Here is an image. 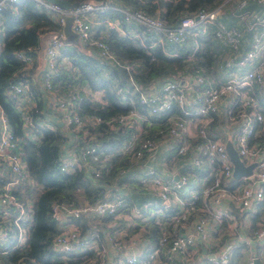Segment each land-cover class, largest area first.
<instances>
[{
	"label": "built area",
	"instance_id": "2783aa9c",
	"mask_svg": "<svg viewBox=\"0 0 264 264\" xmlns=\"http://www.w3.org/2000/svg\"><path fill=\"white\" fill-rule=\"evenodd\" d=\"M14 1L0 0V9L6 2ZM32 1L59 30L48 33L47 38L40 36L44 46L37 79L41 82L42 103L41 107L32 106V110L39 109L34 124L29 118L30 108L24 107L23 96L28 87L22 82H13L6 89L24 120V135L30 136L32 130L31 140L35 141L40 136L35 133L37 127L49 126L60 133L68 130L73 140L69 138L67 142L68 138L64 137L59 146V169L64 172L82 170L94 179L110 169L114 157L126 155L136 166L133 180L146 196L145 201L136 203L112 187L101 198L83 201L77 206L51 202L49 212L56 232L49 248L59 255L58 264H68L66 260L76 263L87 260V264H155L156 260L165 264H230L237 249L243 253L244 264H252L254 257H263L264 214L258 217L255 227L250 226L251 217L264 197V140L261 141L264 132V0H222L215 8L199 9L174 26L166 25L157 15L123 7L114 0H81L64 6L51 0ZM230 4L236 10L231 13L239 27H226L219 20L223 13L221 7ZM122 20L135 23L141 32L122 27ZM67 21L71 34L64 32ZM210 25L216 40L228 47L218 74L220 78L208 79L196 69L192 73L178 72L171 78L155 80L147 87L134 81L132 66L116 58L96 37L101 32L97 28L103 26L116 29L121 36L137 37L142 46L160 45L168 56H179L176 51L169 53L165 43L180 44L188 38L204 35ZM145 31L151 33L147 44L142 37ZM71 35L73 40L78 39L72 42L74 46L84 53L92 52L99 64L109 62L123 69L124 82L119 84L120 79L116 78L109 88L128 106L125 112L106 119L78 115L67 110L66 104H74L82 95L95 100L96 91L102 93V90L81 84L72 90L69 100H65L51 88L48 73L58 71L66 59L60 51ZM196 47L195 44L193 50ZM39 51L40 42L33 54L27 48L14 52V57L28 69ZM191 55L185 54L187 58ZM106 74L104 71L103 75ZM98 101L103 104L101 98ZM139 104L146 105V109L138 108ZM154 116L166 123L165 128L160 127L161 121L156 126L154 132L160 135L159 139L144 134L145 123L148 122L149 127V118ZM100 124L112 132L127 130V136L114 149L106 150L94 141L92 133ZM227 142L243 165L252 164L248 174L233 177L232 163L225 150ZM176 155L185 158L186 167L196 170L190 175V169L175 161ZM127 170L131 169L123 167L122 175L128 173ZM40 190V185L28 174L16 138L0 109V256L27 247L33 200ZM196 199L201 201L198 213L194 212ZM124 206L129 212L128 219H137L136 222L130 220L116 235L107 228H97L105 217L116 218ZM149 221L160 226L153 240L143 237ZM130 226L136 229L127 233ZM131 247H136L137 251L124 252ZM0 264L25 262L18 256L13 262L0 258ZM26 264L41 263L29 259Z\"/></svg>",
	"mask_w": 264,
	"mask_h": 264
},
{
	"label": "trees",
	"instance_id": "16d2710c",
	"mask_svg": "<svg viewBox=\"0 0 264 264\" xmlns=\"http://www.w3.org/2000/svg\"><path fill=\"white\" fill-rule=\"evenodd\" d=\"M62 1L73 3L81 0ZM221 1L114 0V2L123 7L142 9L147 14L157 15L168 26L176 25L181 18L191 16L199 9L211 10L220 4ZM224 9H226L225 12ZM232 10H234L233 4L221 7V12L227 13L229 16L227 20L223 16L219 18L226 27L232 25L238 26V20L233 17ZM234 11L236 12V10ZM108 15L113 17L111 12H108ZM121 26L126 27L127 30L132 29L134 32H141V28L139 29L133 22L127 23L122 20ZM58 30L59 26L49 19L44 11L32 0L6 2L0 9V109L7 118L11 133L16 138V143L22 152L23 161L30 178L41 187L40 192L33 200L32 224L27 240L28 245L22 251H13L7 256L1 255L0 258L4 261L13 262L16 261L18 256H22L25 264L29 259H33L35 262L37 261L41 264H58L60 261L59 255L53 253L49 248L50 240L56 232L55 222L50 217V203L56 201L77 206L83 201L91 202L101 198L104 190L113 186L105 188L107 184L118 182L115 177L122 176L123 167L131 169L127 170L128 173H123L126 174L127 179L129 177L133 178L134 175L136 176V166L133 162L128 161L126 155L114 157L111 160L110 169L107 172H102L101 176L96 179L82 170H74L72 172L61 171L59 169L58 152L59 146L64 142L65 138L58 129L37 127L35 133L40 134V136L35 141L31 140V135H34L32 130L30 136L24 135L22 128L24 120L19 115L14 101L6 94V89L13 82L24 83L28 87V90L23 97L31 98L30 95L33 94L36 106L39 104V95L42 89L40 88L41 82L39 79L34 78L32 73L35 66V57H33V62L29 66L30 68L26 69L14 57V52L29 48L30 54H33V49L38 47L40 36L43 35L42 33H51ZM97 30L101 32L100 34H96V37L98 36L97 38L107 45L110 52L116 58L132 66L133 80L140 83L143 87L149 86L155 80L171 78L178 72L192 73L196 69L204 77L216 79L223 66V56L228 50L227 45L224 46L212 35V25H210L206 34L199 35L196 38H188L183 43L176 44L167 41L164 45L165 49L169 53L176 51L179 53V56H168L167 53H164L163 48H161L163 46L160 45L142 46L137 37L121 36L116 29L101 26ZM131 32L129 33L131 34ZM150 36L151 33L149 31L143 33L142 37L146 44L149 43ZM243 38L246 39L247 35H244ZM195 44L197 47L193 50ZM67 46L66 51H64L65 49H61L60 53L68 58L69 68L64 69L60 67L58 71L48 73L51 88L60 97L69 100V94L76 86L86 84L91 89H101L107 102L104 106L100 107L97 103H92L93 100H89L86 95H82L79 100L74 101V104H66L67 110L71 112L75 111L78 115H94L104 119L111 115L125 112L128 106L123 104L109 91L112 80L118 78L120 79L119 84L124 82L125 73H123V69L109 62L102 63L101 65L92 52V55H90L80 51L74 45ZM189 53H192V55L190 58H187L185 54ZM62 69L66 71L62 72ZM104 71L108 72L106 74V76H109L108 78L103 76ZM39 107H41V104H39ZM138 108L146 109V105L139 104ZM32 109L30 108L29 118L34 124L39 115V109L37 107L34 110ZM168 114L169 112L166 115ZM159 118V116L149 118L151 124L147 127L148 122L145 123L144 128L146 130L144 134L155 136L158 139L161 138L160 135L154 132L158 122L161 121ZM165 126V121H161L160 127L165 128ZM95 130L101 131L104 136L108 137L105 140L106 146L101 144L106 150L114 149L127 136V130L112 132L107 130L102 124L96 126ZM263 140L264 132L261 141ZM172 152L174 153L173 149ZM187 158H189L188 154ZM183 159L185 158L182 156H175V161L182 164V167L190 169L189 173L191 175L196 169H192L189 166L186 167ZM123 180L125 181V179ZM200 206L201 201L196 199L194 203L195 213L199 212L198 208ZM262 214H264V197L251 217V228L255 227V222ZM80 223L84 226V220H81ZM99 227L100 225H97V228ZM159 229L160 226L157 227L153 222H150L147 225L146 232L143 233V237L153 240L158 236ZM233 255L230 264H237L240 257L239 249ZM85 262L87 264V260L80 261V263L74 261L72 264H85Z\"/></svg>",
	"mask_w": 264,
	"mask_h": 264
},
{
	"label": "crops",
	"instance_id": "0c3cea01",
	"mask_svg": "<svg viewBox=\"0 0 264 264\" xmlns=\"http://www.w3.org/2000/svg\"><path fill=\"white\" fill-rule=\"evenodd\" d=\"M222 16H223V18L224 19H228V14L227 13H222ZM48 34V33H47ZM68 40V39H67ZM66 40V41H67ZM66 41L64 42V43H66ZM68 45H74L72 42L71 43H69ZM76 46V45H75ZM86 53H88V54H90V55H92V53L91 52H89V51H87ZM65 58L66 59H64V61H62V64H61V67L62 68H64V69H67L68 67H69V65H67V57L65 56ZM35 66H34V69H35V73H33V76H34V78H37V70L41 67V54H38L37 55V57H36V61H35V64H34ZM62 72H64V71H66V70H61ZM107 74H108V72H107ZM105 78H106V75H103ZM217 78H220V75H218L217 76ZM96 90H101V89H96ZM109 91H110V88H109ZM95 96H96V99L95 100H93L92 101V103H97L100 107L101 106H104L107 102H106V99L104 98V94L103 93H100L99 91H96V93H95ZM30 97L31 98H25L24 99V107L25 108H32V106H34V105H36V102H35V99H34V97H33V94L32 95H30ZM98 97H100L101 98V100H103V104H100V101H98L100 98H98ZM42 103V100H41V97L39 96V104H41ZM38 104V105H39ZM53 118L52 117H50V121L52 120ZM156 126V125H155ZM154 126V127H155ZM47 127H49V126H47ZM149 130L151 131V132H153V130L151 129V128H149ZM147 133V132H146ZM61 135L63 136V137H65V138H68L66 141L67 142H69V140L70 139H72L73 140V136H72V134L68 131V130H63L62 132H61ZM93 135H95V138H94V141L95 142H98V143H100V144H104V146H106V143H105V140H107L108 139V137L107 136H104L103 135V133L102 132H100V133H93ZM70 138V139H69ZM122 141V140H121ZM120 141V142H121ZM119 142V143H120ZM118 143V144H119ZM117 144V145H118ZM116 147V146H115ZM126 175V174H125ZM125 175H122V176H116L115 178L118 180V182L117 183H115V182H111V183H109V184H107L106 185V187L105 188H108L109 186H111V185H113L112 187L113 188H116L118 191H120L122 194H124L126 197H128V198H130V199H134V200H138V199H140L141 197H139L138 195H137V189H134L133 191H130V189L129 188H126L125 187V189L126 190H128V191H126V192H124V190L122 189V186H125L126 185V183H128L129 181H135V180H133V178H131V177H129L128 179H127V177L125 176ZM123 179H125V181L123 180ZM136 182V181H135ZM191 183V180L189 181V184ZM136 184H137V182H136ZM130 188H132V187H130ZM139 189H140V187H139ZM105 191L106 190H104V193H105ZM103 193V194H104ZM145 198V197H144ZM144 198H142V200L143 201H145L144 200ZM123 208V210L121 209L118 213H117V215H116V218H114V219H112V218H110V217H108V218H104V219H102V221H101V223L99 224L100 225V227H99V229H108L109 231H110V233H112V234H114V235H116L117 233H120V232H122V226H124L125 224H127V222H130V220H133V222H136V220L137 219H133V218H129L128 219V217H127V215H128V211H126L125 210V206L124 207H122ZM154 215H158L157 213H154ZM252 220V219H251ZM151 221H149L148 223H147V225L150 223ZM146 225V226H147ZM135 229H136V227H132V226H130V227H128V229H127V233H131V232H133V231H135ZM145 238V237H144ZM147 239V238H146ZM147 240H150V239H147ZM256 248V250H258V247L256 246L255 247ZM135 251H137V248L136 247H131L130 249H127L126 251H124V252H135ZM235 255V254H234ZM234 255H233V257H234ZM240 257H239V262L237 263V264H239V263H242V264H244V262H245V258H244V256H243V253L242 252H240V255H239ZM259 260V264L261 263V264H264V256L263 257H261V258H259L258 259ZM66 262L68 263V264H72L73 262H74V260H66ZM108 264V263H107ZM155 264H165V263H163L162 261H155Z\"/></svg>",
	"mask_w": 264,
	"mask_h": 264
},
{
	"label": "water",
	"instance_id": "95a60500",
	"mask_svg": "<svg viewBox=\"0 0 264 264\" xmlns=\"http://www.w3.org/2000/svg\"><path fill=\"white\" fill-rule=\"evenodd\" d=\"M51 1L56 2L62 6L66 5V2L62 0H51ZM64 32L66 34H71L68 30V21L66 22V25L64 26ZM225 150L232 163V168H233L232 175L234 178H239L240 176L246 175L250 172L252 164L243 165L241 161L238 159V156L235 150L232 148L229 142L225 144ZM173 178L176 179L177 175H174ZM252 264H259V260L257 257L253 258Z\"/></svg>",
	"mask_w": 264,
	"mask_h": 264
},
{
	"label": "rangeland",
	"instance_id": "374dc122",
	"mask_svg": "<svg viewBox=\"0 0 264 264\" xmlns=\"http://www.w3.org/2000/svg\"><path fill=\"white\" fill-rule=\"evenodd\" d=\"M225 10L226 9H224V12H225ZM117 31V30H116ZM44 36V38H47L48 36H49V34H47V33H42ZM119 34V33H118ZM70 37V38H69ZM68 37V40L66 41V43H64V46L65 47H63V50L64 51H66V47H68L67 45L69 44V43H71V42H78V39H76V40H73L72 38H73V36L71 35V36H69ZM43 46H44V41H40V51H39V54H41V51H43ZM67 65H69V62L67 61ZM69 68V67H68ZM216 79H217V77H216ZM92 133H95V130L94 131H92ZM125 187L126 188H129L130 189V191H133L134 189H137L138 191H137V195L139 196V197H141L140 199H138L137 201H136V203H140V202H142L143 200H142V198H144V200L146 199V196L142 193V191L137 187V185H136V183L134 182V181H129L128 183H126V185L125 186H122V189L124 190V192H126V191H128V190H126L125 189ZM130 187H132V188H130ZM123 210V209H122ZM126 211H128V209H125Z\"/></svg>",
	"mask_w": 264,
	"mask_h": 264
}]
</instances>
